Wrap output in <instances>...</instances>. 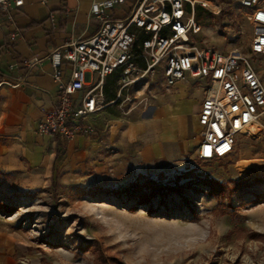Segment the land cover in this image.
Returning a JSON list of instances; mask_svg holds the SVG:
<instances>
[{
  "label": "rangeland",
  "instance_id": "obj_1",
  "mask_svg": "<svg viewBox=\"0 0 264 264\" xmlns=\"http://www.w3.org/2000/svg\"><path fill=\"white\" fill-rule=\"evenodd\" d=\"M193 1L199 46L248 53L252 28L238 0ZM147 8L154 14L158 6L149 1ZM105 89L115 96V80L108 79ZM171 89L157 67L132 88V103L117 102L106 113L125 117L132 109L135 121L144 99L149 104ZM100 136L108 141L109 134ZM194 136L199 138V129ZM136 145L132 163L128 157L122 163L101 161L85 179L68 180L61 172L40 186L21 187L15 176L0 173V220L26 247L15 264H264V182L254 183L264 181V133L239 137L233 154L222 160L202 162L191 153L184 170L138 167ZM188 172L208 177L215 189H186L185 201L168 191L150 197L144 189L145 177L172 186ZM136 181L139 190L122 191Z\"/></svg>",
  "mask_w": 264,
  "mask_h": 264
},
{
  "label": "built area",
  "instance_id": "obj_2",
  "mask_svg": "<svg viewBox=\"0 0 264 264\" xmlns=\"http://www.w3.org/2000/svg\"><path fill=\"white\" fill-rule=\"evenodd\" d=\"M149 1L158 6L154 14L147 8ZM123 3H93L89 15L100 21L98 31L66 41L46 57L56 102L37 123L39 136L67 142L91 136L94 117L117 102L132 103V88L157 67L167 89L185 80L204 84L197 114L198 160L228 158L239 137L257 138L264 133V0H238L248 11L252 28L247 54L198 45L194 37L200 34L201 25L195 18L193 0H138L127 16L112 19L108 12ZM23 4L24 0H0V30L10 28L6 37L9 48L21 39L13 13ZM39 62L25 59L9 65L10 72L25 69L12 86H23ZM108 79L115 80L116 93L113 101L104 103Z\"/></svg>",
  "mask_w": 264,
  "mask_h": 264
},
{
  "label": "crops",
  "instance_id": "obj_3",
  "mask_svg": "<svg viewBox=\"0 0 264 264\" xmlns=\"http://www.w3.org/2000/svg\"><path fill=\"white\" fill-rule=\"evenodd\" d=\"M101 1L104 0H48L42 4L40 0H24L13 13L20 41L9 48L6 37L10 28L0 30V173L15 176L21 187L40 186L61 172L68 180L85 179L90 176L88 172L103 166L101 161L106 165L122 163L128 157L132 163L133 143L138 148V167L148 165L155 171L172 167L184 170L190 154L196 155L200 139L194 134L199 129L202 89L196 88L192 80L179 82L149 104L145 101L135 121L132 110L125 117H116L104 109L92 121L96 127L91 136L67 142L36 133L37 123L56 102L46 57L64 42L98 31L100 21L91 17L89 10L93 3ZM137 1L124 0L108 14L112 19L123 18ZM25 59L40 62L32 67L23 86L13 87L12 81L25 69L10 72L8 66ZM101 132L109 134L107 142ZM6 222L0 220V264H15L17 255L26 247L13 231L5 230Z\"/></svg>",
  "mask_w": 264,
  "mask_h": 264
},
{
  "label": "trees",
  "instance_id": "obj_4",
  "mask_svg": "<svg viewBox=\"0 0 264 264\" xmlns=\"http://www.w3.org/2000/svg\"><path fill=\"white\" fill-rule=\"evenodd\" d=\"M104 98L106 103L114 100L115 96L114 95H108L106 89H104ZM163 177V174L160 173L158 175V179L161 181ZM180 180H185L186 182L184 183V185H179V181ZM139 181H136L135 183H132V185H130L128 188H124L122 189V191H135V190H139L142 186L138 185ZM264 181H261V179H254V183L256 184H262ZM202 184L208 188L213 189L215 187V183L214 181H212L211 179H209L208 177H202V176H198V175H193V173H184V174H179L177 177L174 178V181L171 183L172 186L170 185H163L161 184L159 181L149 178V177H145L143 179V186L144 189H147L149 192V196L150 197H154L155 195H159L161 197H164L168 192L174 193L175 195H177L178 197H180L182 200L185 201L184 196V191L186 189H196L197 185ZM246 184V183H245ZM246 185H249L246 184ZM220 188H222L221 193L224 194L225 189L227 188V185H222L220 186ZM215 189V188H214ZM125 193V192H124Z\"/></svg>",
  "mask_w": 264,
  "mask_h": 264
}]
</instances>
